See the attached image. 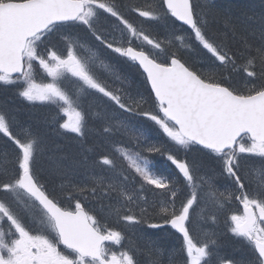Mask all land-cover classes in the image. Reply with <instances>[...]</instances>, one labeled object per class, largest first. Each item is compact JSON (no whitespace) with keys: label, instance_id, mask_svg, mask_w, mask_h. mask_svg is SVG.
<instances>
[{"label":"snow or ice","instance_id":"obj_1","mask_svg":"<svg viewBox=\"0 0 264 264\" xmlns=\"http://www.w3.org/2000/svg\"><path fill=\"white\" fill-rule=\"evenodd\" d=\"M215 9L0 0V89L51 106L44 123L81 147L93 137L91 159L46 166L41 132L0 107V264H160L159 233L176 241L167 264H264V4ZM109 220L159 233L124 248Z\"/></svg>","mask_w":264,"mask_h":264},{"label":"trees","instance_id":"obj_2","mask_svg":"<svg viewBox=\"0 0 264 264\" xmlns=\"http://www.w3.org/2000/svg\"><path fill=\"white\" fill-rule=\"evenodd\" d=\"M236 3L237 10H233L230 6H228L223 11H230L233 15H241L242 11H249V9L256 12L259 11L261 5L264 4V0H240L236 1ZM220 23L222 24V21H220ZM23 103L25 102L15 95L14 90H0V107H4L5 109L13 112V114L16 116L17 120L21 125L25 127L32 126L34 129H38L43 135L45 143L44 163H46V161L52 160L66 161L65 151L69 152V154L72 156V163L73 160H82L84 155L88 156V154H86V148L91 145L92 141L87 138L84 142V146L81 147L73 140H70L68 138L75 135L72 133H65L63 136L61 135L63 141L67 142L66 146L62 147L65 149L63 152L60 151L61 148L57 151L51 150L49 144H47L46 141L51 139L54 136V133L51 130L50 124H45L44 120L45 117L50 119L51 114L53 113H49L48 110L53 111V109L44 105L37 106L31 109ZM15 106L18 107L15 108ZM3 143L4 142L0 140V147L3 146ZM81 170L84 172L83 169ZM117 229L121 230V228Z\"/></svg>","mask_w":264,"mask_h":264},{"label":"bare ground","instance_id":"obj_3","mask_svg":"<svg viewBox=\"0 0 264 264\" xmlns=\"http://www.w3.org/2000/svg\"><path fill=\"white\" fill-rule=\"evenodd\" d=\"M212 4L217 5V9L213 10L214 12L219 11V12L222 13V12H224L223 10L228 7V6H226L225 4H222V3H212ZM212 4H210V6L207 9L211 8ZM229 5H230L231 9L237 10V3L235 1L231 2ZM259 11H256V12H259ZM218 20H219V17H218ZM46 142H47V144H49L51 150L57 151L58 149L61 148L60 149L61 152H63L65 150L62 147L66 146V143H67V142L63 141L61 135H59L58 133L56 135H54L51 139L47 140ZM92 143H91V145H92ZM86 154H88L89 159H91L92 156H93L92 153H88L87 151H86ZM65 155H66V161L65 160L46 161L45 165L47 166V165L51 164L53 166H56V165H61V166H65V167L71 166L72 165V162H71L72 156L67 151H65ZM89 174H91V173H89ZM83 178H84V172L82 170H80V174L79 175L73 177V179H75V180H81ZM56 186L57 187L59 186V181L58 180L56 181ZM108 222H109L110 226H114L116 229L117 228H122L124 226L123 222L117 223L115 220H109ZM157 233H159V232H157ZM168 239H170L169 236H166L163 233H159L157 235H152L151 236V241H155L156 242V244L153 245V247H159L160 248L161 242L166 241V240L168 241ZM148 244H149V240L147 238L145 240V246H147ZM172 247H173V245L169 244V246L166 249L163 250L162 254L161 253H154L155 256H153V258H157L158 257L159 260H160V264H167L169 251L171 250ZM237 255H239V253H237ZM146 256L150 260V257L148 255H146ZM148 259L145 260L146 264H148V262H149Z\"/></svg>","mask_w":264,"mask_h":264},{"label":"rangeland","instance_id":"obj_4","mask_svg":"<svg viewBox=\"0 0 264 264\" xmlns=\"http://www.w3.org/2000/svg\"><path fill=\"white\" fill-rule=\"evenodd\" d=\"M199 3L202 5V7H203V4L205 3L206 4V0H199Z\"/></svg>","mask_w":264,"mask_h":264}]
</instances>
